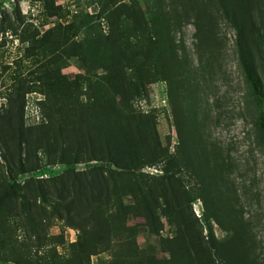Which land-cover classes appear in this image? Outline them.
<instances>
[{
	"label": "trees",
	"instance_id": "16d2710c",
	"mask_svg": "<svg viewBox=\"0 0 264 264\" xmlns=\"http://www.w3.org/2000/svg\"><path fill=\"white\" fill-rule=\"evenodd\" d=\"M199 1L193 0L188 9L194 10ZM211 1L235 29V45L258 106L264 142V78L257 63L264 24L255 23L263 17L264 0ZM137 12L117 22L107 40L94 34L80 37L77 27L59 23L43 34L29 30L20 37L32 68L30 78L8 89L0 104L3 263L91 264L93 255L113 250L110 264H255L237 243L240 238L215 237L212 219L224 224L202 177L195 189L185 183V171H196L197 151L187 136L190 126L180 121L182 94L174 92L172 84L184 74L186 62L166 12L159 7L147 15ZM214 24L208 17L195 27L205 35ZM1 29L5 30L0 24ZM72 58L82 72L68 79L61 70ZM156 80L171 84L173 121L179 133L173 151L170 138L164 143L160 137L156 114L134 106L140 88ZM32 91L44 95L38 100L43 118L29 124L26 93ZM48 163L64 169L53 175L20 177ZM145 167L161 173L145 172ZM197 196L205 206L202 218L192 207ZM130 217L145 219L149 233L159 237L165 258L141 253L138 225L129 226ZM56 220L78 232L63 254L57 246L64 244V235L51 232ZM164 220L170 231L165 237Z\"/></svg>",
	"mask_w": 264,
	"mask_h": 264
},
{
	"label": "rangeland",
	"instance_id": "374dc122",
	"mask_svg": "<svg viewBox=\"0 0 264 264\" xmlns=\"http://www.w3.org/2000/svg\"><path fill=\"white\" fill-rule=\"evenodd\" d=\"M192 3L193 0H0V24L5 29L0 31V104L5 102L8 89L17 88L19 80L30 78L32 68L24 58L26 44L20 39L23 32L33 30L43 34L58 23L72 24L79 30L80 37L94 34L107 40L114 33L113 26L133 16L136 9L139 14L147 15L155 11V7L162 8L178 51L186 62L183 63L184 74L172 84L174 92L182 94L180 121L190 126L187 136L192 141L191 147L195 145L197 151L196 171L193 175L185 171V183L195 189L202 177L210 202L220 207L217 211L224 224L221 227L212 219L215 237L221 241L234 236L235 240L240 238L237 243L248 253V258L255 264H264V142L258 106L240 64L235 29L216 2L200 0L194 10H190ZM195 16H199L198 21ZM208 17L215 24L208 34L202 35L195 25L207 22ZM9 23L13 25L11 28H7ZM255 23L262 26L264 14ZM257 63L264 78V40L260 42ZM61 71L72 79L82 69L76 58H72ZM170 87L168 80H156L141 87L134 106L145 113L156 114L160 137L164 143L170 138L173 151L179 133L173 121ZM43 98L37 91L26 93L27 123H37L43 118L38 102ZM2 154L0 145V181ZM63 169L61 164L48 163L41 170L20 177L53 175ZM143 171L161 173L154 167H145ZM192 207L195 215L202 218L203 199L197 196ZM127 224L138 225L136 240L143 255L160 259L167 256L160 249L159 237L149 233L143 217H130ZM237 224L242 226L236 231L229 229ZM51 232L64 235V244L57 246L60 254L65 253L78 233L62 220L54 222ZM169 232L164 220L161 235L165 237ZM113 257V250L103 251L91 257V264H110ZM0 264H6L1 257Z\"/></svg>",
	"mask_w": 264,
	"mask_h": 264
}]
</instances>
